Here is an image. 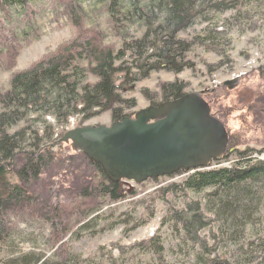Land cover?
Returning a JSON list of instances; mask_svg holds the SVG:
<instances>
[{"label":"trees","instance_id":"16d2710c","mask_svg":"<svg viewBox=\"0 0 264 264\" xmlns=\"http://www.w3.org/2000/svg\"><path fill=\"white\" fill-rule=\"evenodd\" d=\"M20 1L22 13L0 19L4 71H12L23 47L39 37L33 29L38 10ZM49 2L61 9L72 37L11 72L9 87L0 88V250L19 222H40L48 229L47 244L58 264H70L69 234L98 223L104 206L127 200L134 212L114 216L113 224L101 231L118 226H124V233L136 230L154 219L161 205V227L173 238L167 247L159 234L136 245L153 264H264V160L249 147L229 153L235 157L230 166L180 170L164 178L185 177L166 184L160 182L162 177L149 179L157 188L139 197L141 192L125 189L123 181L112 182L86 155H56L58 144L51 145L59 129L73 119L82 125L104 113L113 122L133 116L138 103L128 90L153 72L195 71L191 52L196 45L219 55L222 65L228 57L218 45L220 31L209 25L230 12L232 17H250L245 9L250 3L104 0L100 9L86 10L82 0ZM10 8L0 0V11L6 14ZM199 24H207L206 35L181 36ZM188 88L189 83L177 77L140 91L149 105H157L180 98ZM65 150L74 152L70 146ZM76 160L92 173L74 168ZM38 262L25 255L12 264Z\"/></svg>","mask_w":264,"mask_h":264},{"label":"rangeland","instance_id":"374dc122","mask_svg":"<svg viewBox=\"0 0 264 264\" xmlns=\"http://www.w3.org/2000/svg\"><path fill=\"white\" fill-rule=\"evenodd\" d=\"M49 1L27 0L29 5L38 10L33 24L36 27L33 29H38L39 37L34 38L28 46L23 47L12 71H4L0 68V88L9 87L11 72L26 68L47 51L55 49L59 44L72 37L73 30L61 9H55ZM3 2L11 7L10 14H5L1 10L0 19L7 20L9 15H19L20 11L22 13L24 10V8L22 9L24 4L20 0H3ZM246 2L250 3L245 8L250 11V17L242 15L232 17L235 14L230 12L216 16L209 25V27L220 31L217 33L218 45L220 50L226 51L228 57L222 65H218L222 59L219 55L208 50L205 46L196 45L191 52V56L197 61L195 71L185 70L178 75L166 71L153 72L149 79L139 81L133 89L128 90L127 95L137 99L138 105L135 111H138L149 106V102L144 99L140 89L144 87L156 89L159 81H172L177 77L183 79L189 83L188 93L201 94L215 88L216 108L222 113H224L223 110L230 113L222 119L230 128L232 140L237 144V148L244 150L249 147L254 150L252 155L264 160V0H246ZM82 3L86 10H96L103 6L104 0H82ZM99 21L104 24L103 18L101 20L99 18ZM206 26L207 24H199L181 36L192 38L198 34L206 35ZM228 40L230 43L226 45ZM235 77H240L237 87L228 89L223 85L224 81ZM112 123L109 113L91 118L82 125H79V119H73L68 127L59 129V133L54 138L58 140L66 131L79 126H110ZM57 144L54 148L56 155H79L72 148L74 152L65 150L67 146H70V143ZM232 146L236 147L234 144ZM226 156L213 162L211 167L232 165L235 157L233 155ZM76 167L82 171L86 169L85 173H92L89 168L83 166L80 168L78 160L74 163V168ZM184 177L185 175H175L171 178L162 177L160 182L166 184L171 181H180ZM122 181L125 189H135L137 192H141L139 197L148 196L157 188L156 183L149 180L141 186L128 179ZM128 203L126 200L122 203L104 206L100 211V215L103 214L104 218L98 223L92 222L84 230L69 234L70 264H153L149 256L139 250L136 245L159 234L165 247L168 246L173 236L167 227H161L164 210L161 205L158 206L156 217L136 230L124 233V226H118L112 230L101 231L109 223L113 224L114 216L124 211L134 212L133 205ZM136 211L135 215L139 216L141 208ZM15 228L9 244L0 250L2 259L0 264H12L13 261L25 255L38 258V264H58V257L54 255V250L47 244L48 229L45 225L40 222L28 221L19 222Z\"/></svg>","mask_w":264,"mask_h":264},{"label":"water","instance_id":"95a60500","mask_svg":"<svg viewBox=\"0 0 264 264\" xmlns=\"http://www.w3.org/2000/svg\"><path fill=\"white\" fill-rule=\"evenodd\" d=\"M240 77L224 81L234 89ZM228 142L224 124L213 117L199 93L149 105L134 116L110 126H79L66 131L57 143L71 148L101 165L112 182L124 179L137 184L193 172L222 159Z\"/></svg>","mask_w":264,"mask_h":264},{"label":"flooded vegetation","instance_id":"af4514ba","mask_svg":"<svg viewBox=\"0 0 264 264\" xmlns=\"http://www.w3.org/2000/svg\"><path fill=\"white\" fill-rule=\"evenodd\" d=\"M261 73H262V71H261ZM214 90H215V88L212 91H206L204 93H201L200 95L208 103V105L210 107L211 115L213 117L217 118L218 120H220L224 124L225 129H226V131L228 133V142H227V144L225 146V150L221 153L222 158H223L225 155H228V153L235 152L237 150L238 151H243V150H239L237 148V144H235V142L232 140V135H231L230 128L228 127L226 122L222 119L223 117H225L227 114L229 115L230 113L227 110L226 111L223 110L224 113H221V110L216 108L217 99L214 98V95H215V91ZM261 101H262V98H261ZM233 144L236 147L232 146Z\"/></svg>","mask_w":264,"mask_h":264}]
</instances>
